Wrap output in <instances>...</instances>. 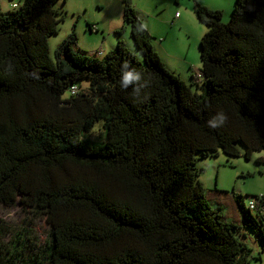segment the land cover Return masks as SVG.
<instances>
[{
	"label": "trees",
	"instance_id": "16d2710c",
	"mask_svg": "<svg viewBox=\"0 0 264 264\" xmlns=\"http://www.w3.org/2000/svg\"><path fill=\"white\" fill-rule=\"evenodd\" d=\"M59 1L0 11V204L20 202L52 225L43 243L31 227L7 239L0 219V264L261 259L241 230L264 246V194L252 195L254 207L235 194L245 220L229 219L197 160L260 152L264 163V0H237L228 22L223 10L195 5L209 28L192 81L166 65L128 0L124 19L143 57L122 38L100 56L77 51L73 33L56 60Z\"/></svg>",
	"mask_w": 264,
	"mask_h": 264
},
{
	"label": "rangeland",
	"instance_id": "374dc122",
	"mask_svg": "<svg viewBox=\"0 0 264 264\" xmlns=\"http://www.w3.org/2000/svg\"><path fill=\"white\" fill-rule=\"evenodd\" d=\"M22 1L0 0V11L8 12L13 8L14 3H21ZM136 3L139 4L140 9L142 8L140 11L137 9ZM206 3L221 7H213L212 9L223 10L224 21L228 22L233 15L237 0H132L131 2L136 7L144 26L152 31L148 29L153 36L156 49L158 48L157 43L159 45V43L164 42V35L160 34L165 28L162 24L156 25L157 19L164 20L166 28L171 29L175 27V23L180 21H182V24L184 23V28L179 35L180 39L176 37L174 39V43L179 48L168 44V49L173 53L175 48L176 50L189 49L191 56L197 57L200 61V65H195L196 68L202 66L200 40L209 26L197 17L194 7L197 4L206 5ZM124 6L125 0H60L57 7L65 12V18L60 23L59 31L50 37L52 56L57 60L58 49L65 39L75 33L77 41L74 48L77 51L85 50L100 56L114 49L118 40L122 38L132 47V50L137 51L139 57H143L140 49L134 44L130 25L125 22ZM164 47L167 49L166 43H164ZM173 59L175 60L174 57ZM175 62L180 63L178 59ZM170 69L174 70L175 66H171ZM192 73L190 66L189 74H179L192 81ZM202 82L203 80L201 84ZM82 84H88V82L84 81ZM195 88L202 91L198 85ZM65 96H70V92L67 91ZM262 152L264 154V150ZM260 154V152H256L248 159L244 156L228 157L221 151L216 156L199 157L197 160L200 179L207 188L210 200L213 204L216 202L221 203L225 214L229 213L232 217L229 219L241 224L244 223L245 216L241 207L236 205L237 210L242 211L243 221L240 222L237 218L234 207V204H236L235 194L242 195L247 207H249L252 200H256L252 195L264 194V163L257 161ZM216 187L224 190L222 193L223 199L216 195L214 191ZM0 219L6 223V227L10 230L7 239L23 227H31L43 243L52 226L46 221L45 217H36L29 214L20 202L14 205L0 204ZM241 232L243 233V239L253 247L254 253L262 257V259H255L251 264H264V246L258 240L257 235L246 227H243Z\"/></svg>",
	"mask_w": 264,
	"mask_h": 264
},
{
	"label": "crops",
	"instance_id": "0c3cea01",
	"mask_svg": "<svg viewBox=\"0 0 264 264\" xmlns=\"http://www.w3.org/2000/svg\"><path fill=\"white\" fill-rule=\"evenodd\" d=\"M136 4H137V9L140 11L142 8L140 9V7L138 6L139 4L138 3H136ZM206 5H208L211 8L215 7L209 3H206ZM215 8H221V7H215ZM161 24L165 27L163 29L162 33L160 34V35H164V39H163L164 42L159 43V45H158V43L156 44L158 47L157 48L158 52L160 53L162 59L164 60V62L166 63V65L169 68H171V66H175L174 70H176L180 74H182V75L183 74H186V75L189 74V67L191 65H200V61L197 59V57L191 56L189 49H184V48L180 47L181 49H184V50H176V48H179V47H177L176 44L174 43V41H175L174 39H175V37L180 39L179 35L184 28V23L182 24V21L175 23L174 24L175 27L171 29V28H166V23L164 20L157 19L156 25L159 26ZM172 25H173V22H172ZM148 29L150 30V28H148ZM164 43H166L167 49H166V47H164ZM168 44L176 47L174 50L175 51L174 53L169 51ZM173 57L175 58V60L178 59L180 61V63L175 62ZM261 259H262V257H261Z\"/></svg>",
	"mask_w": 264,
	"mask_h": 264
},
{
	"label": "built area",
	"instance_id": "2783aa9c",
	"mask_svg": "<svg viewBox=\"0 0 264 264\" xmlns=\"http://www.w3.org/2000/svg\"><path fill=\"white\" fill-rule=\"evenodd\" d=\"M16 5H17L16 3L13 4V6H16ZM77 90H78V88L76 85L72 87V92H76ZM250 206L254 207V202L251 201Z\"/></svg>",
	"mask_w": 264,
	"mask_h": 264
},
{
	"label": "clouds",
	"instance_id": "9594fccd",
	"mask_svg": "<svg viewBox=\"0 0 264 264\" xmlns=\"http://www.w3.org/2000/svg\"><path fill=\"white\" fill-rule=\"evenodd\" d=\"M17 4V3H16ZM125 84H127L128 82H130L131 81V79H132V77H131V75L129 74V75H127V76H125ZM214 126V125H213Z\"/></svg>",
	"mask_w": 264,
	"mask_h": 264
},
{
	"label": "water",
	"instance_id": "95a60500",
	"mask_svg": "<svg viewBox=\"0 0 264 264\" xmlns=\"http://www.w3.org/2000/svg\"><path fill=\"white\" fill-rule=\"evenodd\" d=\"M128 2H129V3H131V2H132V0H128Z\"/></svg>",
	"mask_w": 264,
	"mask_h": 264
}]
</instances>
